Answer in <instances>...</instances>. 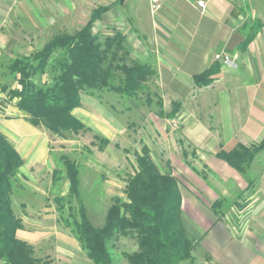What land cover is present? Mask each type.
Here are the masks:
<instances>
[{"label":"rangeland","instance_id":"rangeland-1","mask_svg":"<svg viewBox=\"0 0 264 264\" xmlns=\"http://www.w3.org/2000/svg\"><path fill=\"white\" fill-rule=\"evenodd\" d=\"M113 1L115 0L0 2V132L16 150L18 148L28 153L29 162L26 173L19 172L13 178L12 212L22 225V229L17 230L16 234L19 239L32 246L33 257L51 261L52 264H94L73 233L74 226L67 227L62 220L61 214L66 217L72 214L77 219L79 206L76 197L68 196L69 180L62 156L78 166V196L97 228L104 226L109 209L116 199L131 203L128 186L141 170L139 157L147 156L162 175L173 176L172 173H175L181 182L191 179L187 170L179 164L184 161L188 165L187 160L181 153L172 152L174 144L180 146V120L177 113L182 104L170 98L169 90L161 86L158 73L147 83L152 93L151 99L146 96L147 92L138 97H128L107 88L84 89L81 92L82 105L74 109L73 114L85 128L79 133L66 132L64 135L51 132L44 126L33 125L22 111L24 117H21L20 113L15 112L16 109L13 110L18 98L11 102L8 94L1 90V84L8 81L12 88L20 87L8 73V64L14 58L41 49L60 31L77 33L86 25L94 8ZM231 1L241 15L245 35L250 36L256 32L257 36L264 29V0ZM125 2L128 5L126 9L116 11L123 15H118L115 19L109 15L104 18L102 16L103 20H98L94 27V33L102 39L113 36L116 32H121L124 36L123 49L126 51L115 47L109 54L110 57L113 52L117 55L115 68L140 63V54L145 49L142 47V29L139 30L140 33L131 15H128L131 13V6L136 5L146 19H151L149 0H125L123 3ZM154 70L157 72L155 68ZM175 74L179 78L180 73ZM114 83L119 84V79L116 78ZM37 147L45 153L35 161L33 156ZM196 158L198 159L197 156ZM58 196L71 202L65 204L62 212L55 203ZM217 204L221 205V209L229 205L230 213L237 215L242 230H247L254 205L252 198L246 195L240 201L232 202L222 199ZM46 229L53 234L48 243L43 239ZM189 238L195 244L192 251L193 262L187 260L181 264H216L207 251L197 247L200 244L198 237ZM30 240L34 243H30ZM75 240L78 241L77 248L81 246L83 252H79V249L77 251L72 245L71 242ZM109 244L115 264H129L124 253L138 251V231L130 228L125 234H114Z\"/></svg>","mask_w":264,"mask_h":264},{"label":"crops","instance_id":"crops-1","mask_svg":"<svg viewBox=\"0 0 264 264\" xmlns=\"http://www.w3.org/2000/svg\"><path fill=\"white\" fill-rule=\"evenodd\" d=\"M197 1L165 0L159 12H150L151 19L136 5L131 6L128 15L136 29H142L144 40L140 63L155 68L161 86L169 90L172 100L182 104L177 113L180 146L174 144L172 152L187 160L188 165L184 161L179 164L191 179L181 182L175 173L172 175L178 178L188 237H198L197 247L207 251L216 264H264V150L245 174L217 156L221 151H234L239 144L264 141V29L247 46L231 51L235 65L221 63L216 55L227 50L232 35L238 32L246 37L241 15L231 0H205V10ZM127 6V2L117 3L103 18L120 17L123 14L116 11ZM208 68L219 69L210 85L198 87L194 77ZM14 106L13 110L24 117ZM17 150L24 159L20 172L26 173L28 153ZM34 153L38 161L45 151L37 147ZM246 195L254 205L244 231L229 205L221 209L217 202L240 201ZM51 235L46 229L43 239L48 243ZM71 243L83 252L81 246L77 248V240Z\"/></svg>","mask_w":264,"mask_h":264},{"label":"trees","instance_id":"trees-1","mask_svg":"<svg viewBox=\"0 0 264 264\" xmlns=\"http://www.w3.org/2000/svg\"><path fill=\"white\" fill-rule=\"evenodd\" d=\"M124 1L94 8L86 25L77 33L60 31L41 49L18 56L8 64L10 77L20 87L12 88L8 81L1 84V90L8 94L10 101L18 98L16 107L33 125L44 126L60 135L79 133L85 126L74 116L73 110L81 107V92L86 88H107L128 97H138L147 92L146 96L150 98L152 93L147 83L157 76L154 68L139 62L115 68L117 55L113 52L110 57L109 54L112 48H124V36L116 32L102 39L94 33L95 23L114 5ZM255 36L256 32L246 36L242 46L251 43ZM218 69L208 68L196 75V85H210L212 75ZM116 78L119 84L114 83ZM263 150L264 141L251 147L238 145L234 151H222L218 156L245 174ZM61 160L69 180L68 196L76 197L79 202L77 219L72 214L67 217L61 214L62 220L67 227L74 226L73 233L94 264H115L109 241L114 234H125L130 228L138 231L139 249L134 253H124L129 264L193 262L195 244L188 237L182 221V200L173 176L158 172L147 156L139 157L141 170L128 186L131 203L116 199L104 226L97 228L78 196L80 173L77 164L66 156ZM22 164L19 152L0 132V261L2 264H52L33 257L32 246L16 234L22 225L13 215L11 193L13 178L19 174ZM55 203L62 212L65 204L71 202L58 196Z\"/></svg>","mask_w":264,"mask_h":264},{"label":"built area","instance_id":"built-area-1","mask_svg":"<svg viewBox=\"0 0 264 264\" xmlns=\"http://www.w3.org/2000/svg\"><path fill=\"white\" fill-rule=\"evenodd\" d=\"M1 1L2 0H0V2ZM164 2L165 0H149V9L151 13L156 14L159 12L163 7ZM197 5L203 10H205L207 7L205 0H198ZM216 60L224 64L235 65L234 57L231 55V52L227 50H223L222 52L218 53L216 55Z\"/></svg>","mask_w":264,"mask_h":264},{"label":"water","instance_id":"water-1","mask_svg":"<svg viewBox=\"0 0 264 264\" xmlns=\"http://www.w3.org/2000/svg\"><path fill=\"white\" fill-rule=\"evenodd\" d=\"M246 40V37L238 32L234 33L228 43L227 50L234 51L237 47L241 46Z\"/></svg>","mask_w":264,"mask_h":264}]
</instances>
